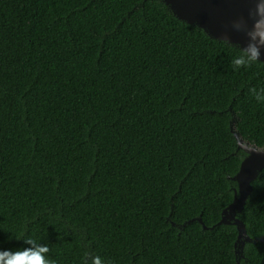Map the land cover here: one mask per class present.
<instances>
[{
	"label": "trees",
	"instance_id": "trees-1",
	"mask_svg": "<svg viewBox=\"0 0 264 264\" xmlns=\"http://www.w3.org/2000/svg\"><path fill=\"white\" fill-rule=\"evenodd\" d=\"M240 51L163 0H0V249L264 264V168L238 213L243 256L219 223L247 155L235 132L264 148L248 91L264 61L234 70Z\"/></svg>",
	"mask_w": 264,
	"mask_h": 264
},
{
	"label": "water",
	"instance_id": "water-1",
	"mask_svg": "<svg viewBox=\"0 0 264 264\" xmlns=\"http://www.w3.org/2000/svg\"><path fill=\"white\" fill-rule=\"evenodd\" d=\"M180 19L203 28L211 37L222 40L225 35L229 36L232 44L246 46L247 38L243 33L233 31L231 22L240 17L247 16L251 5L242 0H163ZM264 61V49L260 57ZM234 129V123L232 124ZM239 147L243 148L247 155L242 160L241 166L234 180L238 182L233 202L224 209L219 223L234 224L239 234L237 238L236 252L243 256L246 242L254 240L248 235L244 221L238 216L252 193V182L264 168V153H258V149L264 152V148L250 142H245L239 133L235 132ZM202 221L201 218H198ZM207 228L206 225H204Z\"/></svg>",
	"mask_w": 264,
	"mask_h": 264
},
{
	"label": "clouds",
	"instance_id": "clouds-1",
	"mask_svg": "<svg viewBox=\"0 0 264 264\" xmlns=\"http://www.w3.org/2000/svg\"><path fill=\"white\" fill-rule=\"evenodd\" d=\"M242 2L251 5L247 16H240L231 22V29L243 33L247 38L246 46H240V53L231 60L233 69L237 71L261 61L260 57L264 49V0H242ZM222 40L232 44L227 35ZM248 91L257 102H264V88L258 90L252 87ZM254 151L264 153L258 149ZM16 238L22 237L16 236ZM23 239L30 247L18 250L0 249V264H56L55 260L48 257L51 251L48 245L32 237ZM85 264H105V261L99 255H93L85 258Z\"/></svg>",
	"mask_w": 264,
	"mask_h": 264
}]
</instances>
